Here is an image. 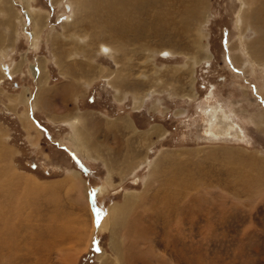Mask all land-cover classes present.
Instances as JSON below:
<instances>
[{
  "label": "rangeland",
  "instance_id": "rangeland-1",
  "mask_svg": "<svg viewBox=\"0 0 264 264\" xmlns=\"http://www.w3.org/2000/svg\"><path fill=\"white\" fill-rule=\"evenodd\" d=\"M105 4L0 0V264H264V0Z\"/></svg>",
  "mask_w": 264,
  "mask_h": 264
},
{
  "label": "bare ground",
  "instance_id": "bare-ground-1",
  "mask_svg": "<svg viewBox=\"0 0 264 264\" xmlns=\"http://www.w3.org/2000/svg\"><path fill=\"white\" fill-rule=\"evenodd\" d=\"M133 1L143 2L145 0H106V4L104 6V9L106 11H108V13L110 12V9H111V12L109 14H113L115 11H117V13L123 14V13H125V10L126 11L128 10L129 12L131 11V6H132L131 4H132ZM30 9L31 10H29V11L32 12V8H30ZM122 10H123V12H122ZM258 11L261 12V14H262L261 17L263 18V14H264V4L260 7V9ZM114 20H116V19H114L113 17H111V21H114ZM260 21L263 22V24H264V20L263 19H261ZM66 25H68V23ZM81 34H78L79 36L78 35H75V36L77 37V39L80 42L81 41L83 42L85 37L83 35H81ZM263 45H264V43L261 46H263ZM98 51H100V52L102 51L103 53H106L108 55H112L114 53L113 51H116V49L113 46L108 45V44H100L99 45V48H98ZM263 52H261V53H263ZM169 54H170V51L169 50H166V51L164 50V54H163L164 56H167ZM255 55L258 56L257 57L258 60L260 58L264 57V56H261L262 54L259 55L257 53V47H256ZM124 77H125V75H124ZM86 83H87V85L89 84L88 81ZM44 88H46V87H44ZM142 103H143V100L141 101V104ZM71 125H72V128H73V135H74V140L73 141H75L74 144L76 145V147L79 148L80 152H82L85 155V157H87V158H89V157H95L94 152L92 151V148L90 146V142H89V140L86 139L85 134L83 132V128H85V126L82 124L81 117L80 116L77 117L75 119V121L72 122ZM27 126L32 131L33 139H35V135H37V131H35V125L34 124L31 125L29 123ZM132 126H135L136 127L135 123H134V125L127 124V126H125V128H128V129L131 130V128H133ZM136 129H137V127H136ZM130 149L131 148H129L128 151H131ZM124 151H125V148H124ZM128 151H127V154L125 155V157L121 161H119L118 164L119 165H122L124 167V171L125 172H128V171L132 172V170L134 171L136 169V167L141 164V161L138 159V157H136V155L134 153L128 152ZM118 152H120V153H118L120 155L121 154V151H118ZM118 154H116V157H119ZM133 165H135V167ZM76 175H77L76 173L70 175L71 179L72 178L73 179H77V176ZM109 183H111V179H108L106 181V184H109ZM102 188L104 189L105 188V185H103V187H101L100 189H102ZM125 196H126V200H125L124 206L125 207H128V208L134 206V202L137 201L138 198H139L137 196V193H129L128 192ZM119 207L120 206H117L116 208H119ZM112 214H113V212H111L110 214L108 213V214L104 215L102 218H100L99 225H100L101 230L110 229V225L112 223V221H111ZM116 248H114V249H116ZM73 253L76 254L75 251ZM73 253H71L73 255V256H71V258L72 259H75V258H73L74 257V254ZM76 255H75V257H76ZM115 259H118V257L115 258Z\"/></svg>",
  "mask_w": 264,
  "mask_h": 264
}]
</instances>
